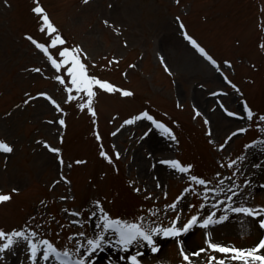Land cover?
<instances>
[{
    "label": "rangeland",
    "instance_id": "obj_1",
    "mask_svg": "<svg viewBox=\"0 0 264 264\" xmlns=\"http://www.w3.org/2000/svg\"><path fill=\"white\" fill-rule=\"evenodd\" d=\"M36 5L56 33L40 31ZM56 35L65 43L53 47ZM262 45L264 0H0V140L13 148L0 152V194L12 196L0 203V230L35 232L32 242L48 240L78 259L77 241L97 237L103 213L145 230L170 227L177 216L182 227L197 216V225L179 238L154 235L157 253L146 243L127 253L102 243L93 264H130L127 256L137 252L140 264H188L181 246L191 264H209L210 257L212 264H241L207 242L248 249L264 238V217L228 210L264 209ZM71 47L90 77L133 95L93 86L91 110L81 109L89 98L72 85L71 64L57 70L51 63H61L59 52ZM166 161L191 168L181 173ZM212 213L214 220L228 219L199 227ZM13 239L0 264H33L28 242ZM200 249L206 251L191 255ZM41 256L36 264H59Z\"/></svg>",
    "mask_w": 264,
    "mask_h": 264
},
{
    "label": "snow or ice",
    "instance_id": "obj_2",
    "mask_svg": "<svg viewBox=\"0 0 264 264\" xmlns=\"http://www.w3.org/2000/svg\"><path fill=\"white\" fill-rule=\"evenodd\" d=\"M85 3H88V0H84ZM32 11L39 15L40 20L42 21V27L40 28V31L44 32L47 31L50 35L57 32V29L53 26V23L51 22L49 16L45 14V10L40 7L36 6L32 9ZM107 24L108 22L105 21ZM183 27V25H181ZM193 46L198 48L199 52L204 55L208 60H210L213 64H215V61L212 60L211 56H208L205 50L200 47L195 40H193L191 37H186ZM30 41H32L33 44L37 48H39L43 52H47L48 49L43 45L37 43L35 40L32 39V37H28ZM52 46L55 47L56 45H63L65 41L59 36L56 35L55 38L52 40ZM261 47H264L262 45ZM78 50L72 49L69 50L68 48H64L63 51L59 52V55L61 57H64L65 59L61 63H57L55 59L51 60L52 65L59 70L62 66V64H71V67L68 68V73L71 76V83L77 90H83L86 92L88 96V102L86 105H80L81 109L88 107L89 110H91L92 105V98L96 95V93L93 91V86H98L99 89H102L106 92H120L121 95L128 97L133 95L130 91H121L120 89L115 88L112 84L108 82L101 81L95 77H90L87 74V70L85 65L81 62L79 55L77 54ZM51 59V57H49ZM37 71H39L37 69ZM58 80H60V83H64V81L57 77ZM68 91H71L69 89ZM69 100L74 99V97L69 96ZM247 118L252 119L253 113L250 109L246 108ZM95 115V113H92ZM229 115H235L233 113H229ZM144 117L151 120L152 117L148 116L147 113L143 114ZM142 117H137L136 119H141ZM260 120L264 121V116L260 117ZM133 120H128L125 123L131 124L133 123ZM59 123L61 125L64 124L63 120H60ZM156 126L158 128L163 129L165 133H167L171 139H175L174 136H171L170 130L165 128L162 124L157 123ZM239 131L243 132L245 129H240ZM235 135V133L233 134ZM13 151V148L7 144L6 142L0 140V152L8 154ZM53 152H58V149H52ZM101 156H104L106 159L108 158L106 153L103 151L100 152ZM119 154H117L118 157ZM77 163H83L82 161H77ZM163 163H169L172 168L177 169L181 173H187L191 165L184 167L181 166L178 161H166ZM235 163V162H233ZM191 179L195 181L196 183L200 185H204L206 182L203 179H198L195 176H192ZM222 183V181H221ZM18 191L17 189H13V192ZM233 195H236L235 192H233ZM12 199V196L10 194H0V203H6L9 202ZM229 200L232 199L231 196L228 197ZM222 203V202H219ZM215 207V205H213ZM97 207L99 208V202H97ZM172 208H175L176 205H171ZM203 208L204 205H201ZM231 212L234 213H243L247 216H252L253 218L256 217H264V209H253L250 207H229ZM102 212L103 210L100 209ZM93 215H96V213H93ZM215 216V213H212L207 216L206 219H203V222L199 224V227L207 229L210 225L218 224L223 222L224 220H227V216H222L218 220H214L213 217ZM179 221V217L171 222L170 227H157L152 228L150 230H145L144 226L141 223H129L125 221H121L119 219H111L109 218L107 213H103L99 217V222L97 223L96 227L97 229H102V231L97 235L95 239H86L84 243H81L80 241H77V247H76V253H81V250L83 249V254L80 255V258L73 259L72 254L69 251H63L60 252L56 249V247L53 246L52 243H50L48 240H40L38 243L32 242L30 237L36 236L35 232L30 233L29 235H26L23 231H14L11 234L5 233L4 231L0 230V241H5L2 245H0V252L5 251L6 249H9L16 241H14L13 237L23 238L25 239L29 246H30V253H31V259L33 264H36V258L38 253L42 251V256L40 257L44 261H48L50 258H54L56 261L59 262V264H93L92 258L94 257V254L99 250L103 251L102 243H107L111 245L114 243L115 245L120 246V250L127 253L131 247H140L144 243H146L148 246H150V250L152 253H157L160 249L158 246H156L155 241L153 239L154 235H161L165 238H179L184 234L189 233V231L193 228V226L197 225L198 217L192 216L191 219L187 221V223H184L182 227H177V223ZM75 223V222H74ZM259 226L260 228L264 229V218H261L259 220ZM111 233L115 239L113 240H106V234ZM80 236H84V233H79ZM207 242V241H206ZM208 247L215 251L222 254H225L227 259H230L232 261H238L241 262V264H264V254H261V251L264 250V238H261L258 243H256L253 247L248 249H240V248H229L227 246H221L216 243L207 242ZM41 245L43 248H41ZM182 258L185 262H188V264H191L190 256L189 254H186L183 247L180 248ZM206 251L205 249H200L197 252L192 253V256H200L202 252ZM143 254L140 252H137L134 255L127 256V260L130 262V264H140V260L138 259L139 256H142ZM119 260H125V256L118 257ZM215 257L209 258V264H212V261H215ZM216 264H225L224 259H220L216 262Z\"/></svg>",
    "mask_w": 264,
    "mask_h": 264
},
{
    "label": "trees",
    "instance_id": "obj_3",
    "mask_svg": "<svg viewBox=\"0 0 264 264\" xmlns=\"http://www.w3.org/2000/svg\"><path fill=\"white\" fill-rule=\"evenodd\" d=\"M36 6H39V5H36ZM62 38V37H61ZM63 39V38H62ZM72 49H76L75 47H71L69 50H72ZM77 50V49H76ZM77 54L79 55V58H80V54H79V52H77ZM82 63H83V61H81ZM84 65H85V67H86V64L85 63H83ZM86 70H87V68H86ZM88 74V73H87ZM89 75V74H88ZM90 76V75H89ZM105 82H108V81H105ZM108 83H110V82H108Z\"/></svg>",
    "mask_w": 264,
    "mask_h": 264
}]
</instances>
